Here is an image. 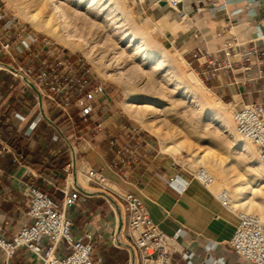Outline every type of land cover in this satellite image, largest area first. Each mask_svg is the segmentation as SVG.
Segmentation results:
<instances>
[{"label":"crops","instance_id":"crops-1","mask_svg":"<svg viewBox=\"0 0 264 264\" xmlns=\"http://www.w3.org/2000/svg\"><path fill=\"white\" fill-rule=\"evenodd\" d=\"M129 2L138 4L147 18L159 20L169 15L175 24H184L183 31L167 32L197 73L208 70L211 60L218 61V75L206 83L220 98L237 108L255 102L264 104V78L258 77L256 60L252 58L248 63L242 58L244 47L261 45L258 38L264 36V0H181L175 11L170 0ZM7 23L6 19L0 21V50L2 44L10 42L15 62L11 63L2 52L0 63L38 71L55 63L78 62L66 50L18 24L7 29ZM23 41L29 48L18 54L15 47ZM226 46L236 47L227 50ZM249 66L250 81L244 82L246 73L242 68ZM1 70L5 68L0 65ZM4 75L0 74V80ZM33 95L34 90L25 88L0 114V229L5 238L11 240L30 223L29 186L58 202L67 187L85 196L84 201L68 210V216L75 237L90 232L98 240L95 264H132L126 245L127 218L111 199L130 193L142 201L151 220L167 236L173 237L179 230L187 232L172 244L173 264H189L183 258L185 253L196 254L192 264H247L230 246L240 223L238 214L224 208L213 191L194 180L192 172L161 149L154 136L134 132L135 127L124 116L111 114L106 90L97 100L95 112L85 121L76 109L71 110L73 120L68 121L48 104L43 111L37 105L31 106ZM71 147L77 168L95 169L106 179L104 188L79 179V175L75 182ZM175 176L188 181V185L169 182ZM212 245H216L214 250L209 249ZM69 253L67 245L61 244L59 256ZM0 264H5L2 250ZM10 264L42 262L20 249Z\"/></svg>","mask_w":264,"mask_h":264},{"label":"built area","instance_id":"built-area-1","mask_svg":"<svg viewBox=\"0 0 264 264\" xmlns=\"http://www.w3.org/2000/svg\"><path fill=\"white\" fill-rule=\"evenodd\" d=\"M181 0H170L171 6L177 8ZM7 24L6 28L11 29ZM260 31V27H258ZM260 46L243 48V61L251 63L256 60L258 77L264 78V36L258 38ZM236 46H226L227 50H234ZM29 48V44L23 41L15 47L18 54H23ZM225 51L226 56L229 52ZM5 52L14 62L12 45L10 42L2 44L0 54ZM200 57L202 53L198 52ZM199 57V58H200ZM218 61L211 60L209 69L197 73L203 83L215 78L219 73ZM227 68L230 63L227 62ZM16 69V68H14ZM246 73L244 82L250 81L251 67L242 68ZM14 76H24L35 88L37 106L43 111L48 104L68 121L73 120L71 110L76 109L82 120H87L95 112L96 102L105 94V87L97 77L80 66V61L55 63L43 69L34 71L31 68H17L16 72L10 71ZM26 84V83H25ZM27 85V84H26ZM28 86V85H27ZM29 87V86H28ZM38 120H41L38 117ZM232 121L237 136L246 143L254 146L258 153L261 172L264 174V104L252 103L235 107L232 112ZM138 133L139 129L135 128ZM76 175L84 178L89 184H97L104 188L106 179L95 169L80 166ZM194 180L200 182L210 190L212 177L204 170L199 169L192 173ZM169 182H179L184 186L188 181L175 176ZM63 199L58 202L35 186H29V207L27 216L30 223L23 226L11 239L3 236L0 229V250L5 254V264H10L14 255L20 249L28 250L42 264H95L94 249L98 240L90 232L80 237L72 234V220L68 216V210L78 202L85 200L80 190L69 191L63 189ZM220 204L238 214L240 223L230 242L233 251L243 258L247 264H264V216L247 214L233 207L231 197L225 190L215 194ZM121 212L127 218L126 245L131 255L133 264H173L172 244L186 235L185 230H179L173 237L167 236L151 220L142 201L135 195L125 193L112 197ZM65 243L70 250L66 256H59L58 250ZM216 245L209 249L214 250ZM194 253H185L183 258L189 264Z\"/></svg>","mask_w":264,"mask_h":264},{"label":"rangeland","instance_id":"rangeland-1","mask_svg":"<svg viewBox=\"0 0 264 264\" xmlns=\"http://www.w3.org/2000/svg\"><path fill=\"white\" fill-rule=\"evenodd\" d=\"M59 1H62L61 3L70 12V15H72L70 21H72L73 26H77L76 29H78L80 34L91 46L92 52L90 54L86 55L78 49L66 48L46 33L37 31L26 19L29 12L35 8L32 6V0H0V21L8 20L7 24H11L12 28L13 25L18 24L31 34L45 38L51 43L56 44L58 48L64 49L72 54L74 58L80 61L82 68L92 72L99 82L104 84L106 90L105 100L109 104V112L124 116L129 124L138 128L140 131L148 132L154 136L159 142L161 149V138L154 134L152 130H157L163 136L165 135L166 141L168 142L170 141V136H174L176 141H183L191 145V150L200 153L199 155L206 154L203 152L212 148L222 160L226 157L227 160H223V166L226 169L229 167L228 155L224 156L225 154H222L224 148H229L231 153H233L231 155L234 157L238 156L240 151H236L232 147L231 140H233L234 136H228V134L222 133L220 130L221 123L219 120L210 118L209 113L212 109L221 110L220 107L222 106L219 103H225L230 105L227 108V116L229 115L232 118L234 105L220 98L210 88V85L203 82V85L208 89L206 90L207 95H210L213 99L215 98L219 103L213 104V107H210L202 106L198 102L196 98L198 97L199 99L202 95L206 96V92L204 95L200 90L198 92L191 90V82L186 79V74L195 73L197 75V72L194 66L188 64L183 54L173 44V40L167 31H173L175 27L166 17L159 20L147 18L138 4L128 2V0H69L71 5L67 4L68 0ZM114 1H116V5L113 4ZM182 24H179L180 27L184 25ZM156 26L160 29V32H158L159 30L156 31ZM142 31H145V33H142ZM123 34H126V38L122 40ZM143 34L150 35L154 42L145 44L141 52L139 51V54L135 55L137 52L135 49L140 45V42L133 44L131 43V39L135 35L142 37L144 36ZM172 57L177 62H173ZM8 59H10L11 63L14 62L9 56ZM3 62L7 63V60ZM158 64L160 65L159 68L154 69V65ZM137 70H139V73L142 72L141 75ZM0 74H5L3 80H0V114H3L6 108H9L12 100H15V95L25 88H28V86L21 78L14 76L6 69L1 70ZM196 77L201 80L200 76L197 75ZM151 81H155L156 84H153ZM107 90L109 94H107ZM7 91L8 93L4 94ZM157 91H162V95L159 97L163 102L170 103L168 99L174 100L173 103L171 101L173 109L177 113V116L186 122V126L193 131L194 138H190L191 140H189L185 128L174 124L171 119H164L163 117L155 119L145 116L146 118L144 117L141 120L137 118V114L135 116L134 112L127 108V104H133L140 108L147 105V103L141 102L140 100L131 102L127 98L129 93L135 92L140 97H144L154 92L157 93ZM7 95L9 96L7 97ZM36 105L37 101L35 95H33L31 106L34 107ZM159 110H161V107H159ZM210 138H215L220 143L217 142V144L212 145L209 143ZM250 146L258 158L256 148L251 144ZM191 150L183 148L177 155L178 160L175 156L174 158L175 162L185 170L195 173L199 169L204 168L195 165L196 157ZM234 150L235 152H233ZM227 172L229 173V171ZM258 173L263 174L261 170ZM210 190L217 194L221 190L227 191L229 189L227 186H212ZM237 210L242 212L240 209Z\"/></svg>","mask_w":264,"mask_h":264},{"label":"bare ground","instance_id":"bare-ground-1","mask_svg":"<svg viewBox=\"0 0 264 264\" xmlns=\"http://www.w3.org/2000/svg\"><path fill=\"white\" fill-rule=\"evenodd\" d=\"M129 1L131 0H128V2ZM61 2L59 0H32L31 2L33 3L32 6H34L35 8H33V10L29 12V15L26 17V19L29 21V23H31L35 27L37 31L41 33H46L52 38L58 40L64 46L69 47L71 49H78L82 51L83 53H85L86 55L90 54L92 52L91 46L86 41V39L80 34L78 29H76L77 26H73L72 21H70V18L72 15H70V12H68V10L64 7L63 3ZM31 3L29 4L31 5ZM67 4L71 5V2L68 0ZM113 4L116 5V1H114ZM118 5L117 7H119ZM171 8L174 11L177 9L172 6ZM165 17L167 18V20H169L174 25L175 27L174 29L181 30V31L184 30L183 26L180 27L179 24H175L174 21H171L169 15ZM155 29L156 31L159 30L158 32H160V29L157 26L155 27ZM142 33H145V31H142ZM143 35L144 36L142 37H138V35L137 36L135 35L131 39V43L135 44L137 42H140V45H141V46L138 45L136 47L135 51L137 52L135 53V55H138L139 51L141 52L145 44L154 42V40L150 37V35H146V34H143ZM125 38H126V34H123L122 40ZM172 61L177 62V60H175L173 57H172ZM181 62L183 61L181 60ZM159 66H160L159 64L154 65V69L159 68ZM138 71L139 70H137V72ZM141 73L139 74L141 75ZM196 76L197 75H195V73H189V74H186V77H187L186 79H188L191 82L190 83L191 90H193L194 92H198L199 90L201 91V93L203 92L202 94L206 92L205 93L206 96H203L201 94L202 95L200 96L201 98L200 97L199 99L198 97L196 98L198 102L202 106H210V107H213V104H218L219 101L215 100V98L213 99L210 95H207L206 90L208 89L203 85L202 81L199 80ZM151 82H153V84H156L155 81H151ZM148 91H151V90H148ZM161 95H162V91H157V93L154 92L153 94L145 95L144 97H140L137 93L131 92L127 95L128 100H130L131 102H134L135 100H140L141 102L147 103V105L144 106L143 108L136 107L133 104H127L126 106L127 108H129L130 111L134 112L135 116L137 114V118L141 120H143L145 116L146 117L148 116L149 118L150 117L155 118V119H158L160 117H163L164 119H171L174 124L183 126L185 128V131H186V134L189 140H191L190 138H194L193 131H191L186 126L187 125L186 122L180 117H178L177 113L173 109L171 101L173 103L174 100L168 99L170 103L166 101L163 102L159 97ZM192 103L194 104V102ZM219 104H221L222 106L220 107L221 110L212 109L209 113L210 118L214 120H219V122L221 123L220 130L222 133L228 134V136L229 135L234 136L233 140H231L232 147L233 149H236V151L237 150L240 151V154L234 157L232 156L233 153H231L229 148H226V147L224 148V151L222 152V154H225L224 156L228 155V159H229L228 161L229 167L227 169L223 166V162H224L223 160H227L226 157L225 159L223 158L222 160V158H220L219 155L216 154V152L213 151L212 148L207 149L205 152H203L206 154L202 153L203 155H199L200 153L195 152L194 150H191V145L186 144L183 141H180V142L176 141L174 139V136H170V141L168 142L166 141L165 135L163 136V134L159 133L157 130H152V131L159 138H161L162 150L164 152L172 154L173 156H175L177 160H178L177 155L181 152L183 148L186 150H191V152H193L194 156L196 157L195 162L193 161L195 165L203 167L204 170L213 179V182L210 185V189L212 188V186H216V187L227 186V188L229 189L227 191L231 197L233 207L236 210L240 209L242 210L243 213L254 214V215L262 217L264 216V175L258 173L261 170L260 166L257 165L259 163V159L256 157L255 152L253 148L250 146V144L243 142L237 136L232 118H230L229 115L227 116L228 114L227 108L230 105L225 104V103H219ZM159 107H161V110H159ZM217 142L219 141L215 138L214 139L210 138L209 140V143L212 145H214L215 143L217 144ZM233 152H235V150ZM257 156H258V153H257ZM221 157L223 156L221 155ZM227 171H229V173ZM79 179H81L80 176H79ZM222 191L223 190L219 191L218 193Z\"/></svg>","mask_w":264,"mask_h":264},{"label":"water","instance_id":"water-1","mask_svg":"<svg viewBox=\"0 0 264 264\" xmlns=\"http://www.w3.org/2000/svg\"><path fill=\"white\" fill-rule=\"evenodd\" d=\"M0 65L1 66H3L4 68H6V69H8L9 71H12V72H16V69H14L13 67H11V66H9V65H7V64H2V63H0ZM20 76V78L32 89V90H34L35 91V88H34V86L32 85V83L29 81V80H27L24 76H22V75H19ZM49 121V120H48ZM50 122V121H49ZM52 125H53V123L52 122H50ZM58 129V128H57ZM71 149H72V168H73V177H74V180H75V182H77V180H76V170H77V160H76V155H75V152H74V150H73V148L71 147ZM76 186V185H75ZM77 187V186H76ZM78 188V187H77ZM111 200V199H110ZM112 201V200H111ZM114 203V202H113ZM121 229H122V224H120L119 225V231H121ZM132 264H133V262H132Z\"/></svg>","mask_w":264,"mask_h":264}]
</instances>
